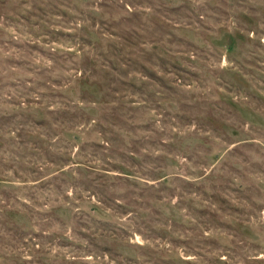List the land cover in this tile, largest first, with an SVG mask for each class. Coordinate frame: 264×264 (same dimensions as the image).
<instances>
[{
  "label": "rangeland",
  "instance_id": "374dc122",
  "mask_svg": "<svg viewBox=\"0 0 264 264\" xmlns=\"http://www.w3.org/2000/svg\"><path fill=\"white\" fill-rule=\"evenodd\" d=\"M0 264H264V0H0Z\"/></svg>",
  "mask_w": 264,
  "mask_h": 264
}]
</instances>
